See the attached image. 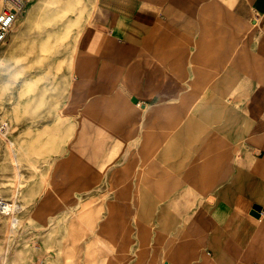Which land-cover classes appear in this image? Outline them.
Segmentation results:
<instances>
[{"label":"crops","instance_id":"1","mask_svg":"<svg viewBox=\"0 0 264 264\" xmlns=\"http://www.w3.org/2000/svg\"><path fill=\"white\" fill-rule=\"evenodd\" d=\"M97 1L49 125L88 154L67 153L49 191H88L120 157L155 197L162 176L200 178L195 203L165 207L161 264H264V0ZM164 114L177 125L163 138Z\"/></svg>","mask_w":264,"mask_h":264},{"label":"rangeland","instance_id":"2","mask_svg":"<svg viewBox=\"0 0 264 264\" xmlns=\"http://www.w3.org/2000/svg\"><path fill=\"white\" fill-rule=\"evenodd\" d=\"M97 3L24 0L0 46V201L15 207L10 215L0 212V264H161L172 241L165 207L201 196L200 178L162 176L155 197L154 178L129 176L121 157L109 176L105 166L98 169L88 191H49L67 153L88 154L72 150V128L49 127L67 102L77 46ZM164 117L163 138L177 125ZM104 147L95 144L92 152ZM175 147L162 146L167 156Z\"/></svg>","mask_w":264,"mask_h":264},{"label":"built area","instance_id":"3","mask_svg":"<svg viewBox=\"0 0 264 264\" xmlns=\"http://www.w3.org/2000/svg\"><path fill=\"white\" fill-rule=\"evenodd\" d=\"M23 6L24 0H0V46L6 43ZM0 206L2 214L10 215L15 210L13 204L4 201H0Z\"/></svg>","mask_w":264,"mask_h":264},{"label":"bare ground","instance_id":"4","mask_svg":"<svg viewBox=\"0 0 264 264\" xmlns=\"http://www.w3.org/2000/svg\"><path fill=\"white\" fill-rule=\"evenodd\" d=\"M88 29V28H87ZM92 35V34H91ZM93 37V36H92ZM96 38V37H95ZM88 39V38H87ZM93 39V38H92ZM90 40V39H89ZM94 41H95V39H94ZM97 42V41H96ZM91 43V42H90ZM97 44V43H96ZM91 45V44H90ZM88 46V45H87ZM89 47V46H88ZM113 51H114V49H113ZM38 52V51H37ZM33 53V52H32ZM113 53V52H112ZM36 55V54H35ZM35 57V56H34ZM2 127H4V126H2ZM5 131V130H4ZM19 207V206H18ZM2 207L0 206V212L2 211ZM5 212V211H4ZM12 225V224H11ZM14 227V226H13Z\"/></svg>","mask_w":264,"mask_h":264},{"label":"water","instance_id":"5","mask_svg":"<svg viewBox=\"0 0 264 264\" xmlns=\"http://www.w3.org/2000/svg\"><path fill=\"white\" fill-rule=\"evenodd\" d=\"M256 208V207H255Z\"/></svg>","mask_w":264,"mask_h":264}]
</instances>
